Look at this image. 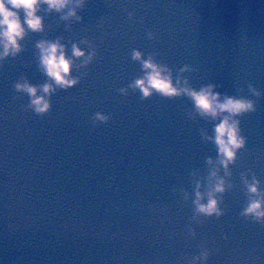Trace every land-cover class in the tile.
<instances>
[{"label":"water","instance_id":"obj_1","mask_svg":"<svg viewBox=\"0 0 264 264\" xmlns=\"http://www.w3.org/2000/svg\"><path fill=\"white\" fill-rule=\"evenodd\" d=\"M78 14L83 22L71 31L58 14L45 15V31L30 32L24 51L0 64V264H186L201 245L207 264H264V227L239 215L240 173L252 170L264 187V0H87ZM60 36L69 55L68 41L84 38L98 55L39 117L23 110L29 99L13 84L21 75L34 85L47 80L35 45ZM133 49L158 53L174 73L197 68L185 74L197 90L217 83L221 93L256 99L251 83L262 93L257 111L241 118L247 145L219 220L192 223L190 203L172 192H191L189 173L204 174L206 158L216 157L199 134L212 125L188 118L187 97L120 95L141 74ZM96 112L112 119L93 129ZM189 224L195 238L186 235Z\"/></svg>","mask_w":264,"mask_h":264},{"label":"clouds","instance_id":"obj_2","mask_svg":"<svg viewBox=\"0 0 264 264\" xmlns=\"http://www.w3.org/2000/svg\"><path fill=\"white\" fill-rule=\"evenodd\" d=\"M87 0H0V64L8 58L15 59L24 49L21 42L29 33L45 31L44 16L52 13L59 15V20L65 22L68 31L74 23L83 22V16L78 13L86 6ZM47 6L44 8L43 6ZM41 11L44 16L39 15ZM22 14V15H21ZM129 20H134V13L127 12ZM147 38L157 39L152 31L147 32ZM57 37L54 41L41 39L36 42L38 51V68L47 77L44 83L34 85L21 75L13 84L16 93L26 95L29 102L23 106L24 111H32L36 116L44 117L52 109V97L59 90L67 91L77 86L87 69L98 55L97 47L86 38L79 42L68 41L71 45L70 55L68 45ZM86 45L82 50L80 45ZM158 53L145 54L138 50L131 51V60L140 65L141 74L135 77L127 87L117 91L122 96L139 92L140 100L150 99L159 95L165 99L187 97L192 104L187 116L195 121L197 117L212 125V128L201 127L199 134L205 143H211L217 150L215 158H206V171L199 170L189 173L192 191L186 188H173V194L182 197L185 204L191 205V222L203 224L212 219L219 220L225 215L224 203L226 193L234 190L232 167L236 165L238 154L246 148L247 137L242 134L241 118L257 111V100L262 93L251 83L247 85L252 97L244 95H228L217 91L221 85L208 83L199 90L194 88L190 76L197 68L185 64L174 70L166 63L157 59ZM78 75L73 76V72ZM242 89L237 88V92ZM18 97L14 96L13 99ZM112 119L110 114L96 112L90 123L95 129L99 124H107ZM211 132V134H209ZM240 185L245 196V203L239 213L245 221L264 227V187L252 170L240 173ZM186 235L195 238V228L189 224ZM227 239V234H224ZM210 250L201 245L195 256L186 258V264H207Z\"/></svg>","mask_w":264,"mask_h":264}]
</instances>
